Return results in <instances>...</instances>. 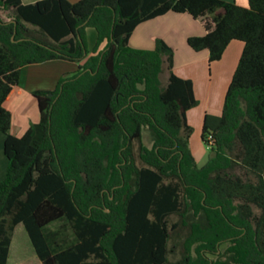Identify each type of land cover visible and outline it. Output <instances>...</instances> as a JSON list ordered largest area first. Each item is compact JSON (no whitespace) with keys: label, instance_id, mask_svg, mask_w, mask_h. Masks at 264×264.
<instances>
[{"label":"trees","instance_id":"1","mask_svg":"<svg viewBox=\"0 0 264 264\" xmlns=\"http://www.w3.org/2000/svg\"><path fill=\"white\" fill-rule=\"evenodd\" d=\"M4 8L14 17L0 16L8 161L0 264H8L18 225L40 264H168L169 242L182 231L187 253L178 264H221L227 252L233 264H264V0L247 8L222 0H0ZM168 13L203 22L205 34L186 44L206 50L209 63L232 41L243 44L220 116L203 120L201 142L211 152L203 166L189 147L186 113L198 104L192 80L174 73V51L163 40L152 50L129 46L139 25ZM87 29L96 33L93 55ZM58 60L76 71L53 91L33 92L39 120L12 135L5 102L21 70Z\"/></svg>","mask_w":264,"mask_h":264},{"label":"crops","instance_id":"2","mask_svg":"<svg viewBox=\"0 0 264 264\" xmlns=\"http://www.w3.org/2000/svg\"><path fill=\"white\" fill-rule=\"evenodd\" d=\"M67 1L75 3L79 0ZM222 1L234 3L243 8L248 7V0ZM195 22H199L203 27L202 21L194 20L188 14L168 13L139 25L129 38V46L134 49L152 50L156 39L163 40L172 48L174 51V73L178 77L190 79L193 82V91L198 104L186 113L187 123L192 127L193 132L194 129H201L206 115L220 116L224 87L230 83L243 48L241 42L232 41L219 61L209 63L206 50L196 53L186 44V39L189 36L205 34L204 27L203 29L194 27ZM91 30L93 29L86 30V38L89 41L93 37ZM105 45L106 42L102 43L98 51H101ZM89 55L93 54L90 52ZM77 66L75 63L58 60L26 66L21 70L18 84L5 102V108L10 112L12 118V135L21 136L39 120L36 116L37 103L32 93L53 91L61 76L76 71ZM206 69H209L208 75ZM4 141L5 135L0 132V182L4 179L8 167V161L4 154ZM189 147L196 160L195 152L190 144ZM38 263L40 264V261Z\"/></svg>","mask_w":264,"mask_h":264},{"label":"rangeland","instance_id":"3","mask_svg":"<svg viewBox=\"0 0 264 264\" xmlns=\"http://www.w3.org/2000/svg\"><path fill=\"white\" fill-rule=\"evenodd\" d=\"M23 3H31L35 0H22ZM37 1V0H36ZM39 1V0H38ZM0 16L3 20L12 19L14 17V12L12 9L4 8L0 9ZM196 23V22H195ZM27 28L31 31V36H34L38 39H43L44 36L39 32L38 29L26 25ZM194 27H202L199 22H197ZM203 29V27L201 28ZM200 29V30H201ZM92 31L93 37L89 41L88 38H86V46L87 50L91 52L96 44V33L94 30ZM243 49V48H242ZM242 52V51H241ZM237 66V65H236ZM209 69H206V73L208 75ZM167 76V72H164L161 75V79L164 82L165 78ZM229 85V83H228ZM228 85L224 87V95L226 93V90L228 88ZM37 120L39 118V112L36 111ZM195 131L191 134V137L189 139V144L191 148H193L195 155H196V163L198 166H203L206 164V162L209 160L211 156V152L209 149L206 148L201 142V129L197 128L194 129ZM143 144L147 148H151L152 142L150 134L147 130L143 131ZM178 220L177 217L173 216L170 218V222H176ZM187 231L178 232L176 235L173 236L171 241L169 242V251L168 254V264H178L180 263L184 256L186 255L187 251L184 248V241L186 240ZM197 247V244H194L190 247V251L188 252V255L192 256L193 258L196 257L195 255V249ZM221 253H225V247L221 248ZM207 257H209L212 261H217L214 256H210L209 254H206ZM221 264H233L232 261L229 259V254H222L221 258H218ZM39 260L36 258L34 251L31 248V243L28 239V236L24 230V227L22 225H18L12 235V241L10 246V252H9V259L8 264H39Z\"/></svg>","mask_w":264,"mask_h":264},{"label":"built area","instance_id":"4","mask_svg":"<svg viewBox=\"0 0 264 264\" xmlns=\"http://www.w3.org/2000/svg\"><path fill=\"white\" fill-rule=\"evenodd\" d=\"M206 140H207V143H208L209 146H211L213 144V139H212V137L210 135L207 136Z\"/></svg>","mask_w":264,"mask_h":264}]
</instances>
